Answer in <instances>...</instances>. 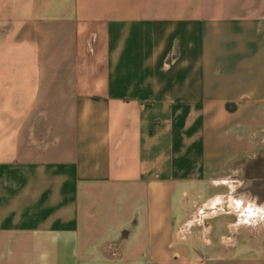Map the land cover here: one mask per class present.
<instances>
[{"label":"crops","instance_id":"obj_1","mask_svg":"<svg viewBox=\"0 0 264 264\" xmlns=\"http://www.w3.org/2000/svg\"><path fill=\"white\" fill-rule=\"evenodd\" d=\"M262 213L264 0H0V264H264Z\"/></svg>","mask_w":264,"mask_h":264},{"label":"rangeland","instance_id":"obj_2","mask_svg":"<svg viewBox=\"0 0 264 264\" xmlns=\"http://www.w3.org/2000/svg\"><path fill=\"white\" fill-rule=\"evenodd\" d=\"M234 197H232L231 199H229V200H231V202L233 203V201H236L237 202V204L235 205V204H233V207H232V209H233V214L231 215V216H236L237 214H240V212H237V210L238 209H240V211L241 210H243L244 209V206H246V204H247V202L249 201L250 202V197L248 196V197H245V196H238V195H236L235 193H234V195H233ZM248 202V203H249ZM227 211V210H226ZM212 212V211H211ZM220 213H223L222 212V210L221 211H219ZM249 215L251 216V214L249 213ZM253 217L254 216H256V215H252ZM259 217L261 216L262 218L264 217V214L262 213L261 215L259 214L258 215ZM220 219H224V217L223 218H220ZM216 222H218V221H216Z\"/></svg>","mask_w":264,"mask_h":264},{"label":"built area","instance_id":"obj_3","mask_svg":"<svg viewBox=\"0 0 264 264\" xmlns=\"http://www.w3.org/2000/svg\"><path fill=\"white\" fill-rule=\"evenodd\" d=\"M229 199H231V198H227V199L219 202L217 205H219V209H221L224 214L232 215L233 214V209H232L233 204L236 205L237 202L233 201V203H232L231 200H229ZM237 212H241L240 209H238Z\"/></svg>","mask_w":264,"mask_h":264}]
</instances>
